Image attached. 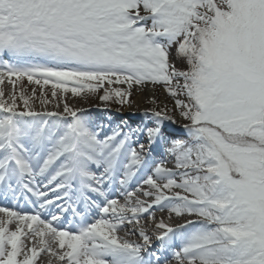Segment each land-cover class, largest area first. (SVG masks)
Masks as SVG:
<instances>
[{
    "label": "snow or ice",
    "instance_id": "obj_1",
    "mask_svg": "<svg viewBox=\"0 0 264 264\" xmlns=\"http://www.w3.org/2000/svg\"><path fill=\"white\" fill-rule=\"evenodd\" d=\"M5 56L0 84L5 77L42 80L80 95L105 82L126 83L128 91L100 97L107 101L114 94L120 103L133 85L163 84L190 122L184 125L190 139L172 140L166 149L182 170L176 172L150 158L153 145L169 143L163 125L175 118L166 108L152 111L151 127L117 129L99 139L67 104L71 120L32 111L22 93L23 111H17L15 94L11 103L0 99V188L14 196L31 193L44 209L54 202L37 186L40 178L47 181L43 188L63 191L57 200L78 193L86 208L102 213L86 223L74 205L60 206L50 220L0 208L7 216L0 221V264H36L44 251L66 264H161V255L148 252L145 231L139 232L142 244L117 232L126 222L139 224L162 202L177 217L200 218L175 228L156 225L165 229L157 240L182 242L172 255L176 264H264V0H0V58ZM171 59L185 62L187 70ZM68 81L79 87L69 89ZM138 134L146 135L147 149L130 143ZM140 171L152 173L141 180L147 189L127 191ZM117 181L123 203L109 198ZM69 208L81 220L76 232L58 226ZM13 219L20 223L10 230ZM24 226L39 238V248H22Z\"/></svg>",
    "mask_w": 264,
    "mask_h": 264
},
{
    "label": "bare ground",
    "instance_id": "obj_2",
    "mask_svg": "<svg viewBox=\"0 0 264 264\" xmlns=\"http://www.w3.org/2000/svg\"><path fill=\"white\" fill-rule=\"evenodd\" d=\"M5 83H8V78L5 77L4 82L0 84V91L3 92V97H0V99L6 100L8 103H11V99L9 97L8 91L5 89ZM155 90L154 87L151 85H147L141 88V94L138 96L136 102L139 105H145L147 104V100L149 97H152L154 99ZM31 98H33V101L30 103L28 102V107L35 112L39 113H48V112H54L63 115L68 120H71V117L68 116V114L64 111L62 108H58L56 103H53V106L49 105L47 102H41L43 105H45V110L40 109V102L35 98L34 95H31ZM67 100H65L66 102ZM154 101V100H153ZM168 101V96L165 93L162 98V103L165 105V103ZM30 103V104H29ZM66 104L69 106V108L76 110L78 115H81L86 121H88L89 127L92 131L97 133L99 139H104L107 136L112 135L114 130L120 129L123 132H128L130 129L135 128H145V126L151 127L154 125V122L151 121H145L143 118H133L129 120H122L117 117L109 118L107 116H103L101 114V111L98 112L96 110L92 109H83L78 103L74 102L70 104V102H66ZM147 106V105H146ZM52 107V109H50ZM22 109L25 110V105L23 102ZM175 118V123H172L170 121L165 120L163 125V132L165 137L167 138L168 142L167 144H157L153 145V151L150 154V158L154 162H160L161 160L164 161V166L166 167V163H175V158L171 154H169L166 149L169 145L170 147V140L172 139L171 136H178L181 134V132H178V127H180V119H179V113H176L175 115H171ZM183 141L187 142L189 141L190 137L188 133H183ZM133 147L136 146L137 143H143L145 144V147L147 149L148 147V140L146 135L138 134L134 135L132 137V140L130 141ZM146 157L149 156V154L145 153ZM171 160V161H169ZM92 170L97 172V174H100L102 170L96 169L94 166L92 167ZM176 172L182 171L181 169L173 170ZM152 174L150 171H140L137 173V176L133 177V179L129 182V185L127 187V191H134L138 186L142 189H147L146 185H142L141 180L142 178H146L147 175ZM176 179L179 181V177H176ZM47 181L38 178L37 186L40 190L47 192V198L52 200L54 203L52 205L46 206L44 209H41L39 207V201L37 200V197L33 196L31 193H25L24 196H21L19 193L14 194L11 192H6L3 188H0V208H9L7 206H14L11 208H18L21 210V213L23 215H34L36 213H40L41 216H43V219L50 220L52 214H60V206H69L74 205L77 210L84 214V222L86 223H93L96 219H99L102 213L99 212L98 209L95 207L92 208H86L85 204L78 199V193L73 194V192L69 193V196L71 198H64L57 200L56 196L59 194L60 196H63V191L53 192L51 189L54 187V185L49 186V188L45 189L43 188V184H45ZM114 186L117 188L115 190L112 189L109 193V198H115L118 199L120 203L124 202V197L121 195V189L118 185V182L114 184ZM173 192L181 191L180 189H173ZM88 196L91 197V199L95 200L97 203H102L103 197H98L96 193L88 192L86 193ZM25 196L27 198H25ZM141 200L146 201L147 203H151V198L149 197H139ZM135 199V197H134ZM165 204L163 208L159 206H155L152 209L149 210V213L142 214L140 216V223L136 224L135 222L132 224H128L127 222L124 224V226L118 230L117 235L122 239H127L130 241H133L135 243H143V240L141 236L139 235L140 230L145 231L150 237H151V247L148 249V252H156L158 255H161L162 258H164L163 264H174L176 263L175 260L172 259V255L174 251H178L180 247L182 246V242L179 238L173 237L171 240L167 241V243L161 242L156 239L157 233H161L163 231H160L162 229L157 228L156 225L159 224L161 221H163L165 224L169 226H176L178 223L184 224L188 220H198L199 217L196 216H187L184 215L182 217H177L174 213H170L168 207L166 206V202H162ZM154 217V219L152 218ZM7 219V216L4 212H0V221H5ZM18 219H13L12 223L8 225L10 230H15L17 225L19 224ZM81 223L80 217L75 216L71 209L65 213H63L60 221L58 222V226L62 230L72 231L76 232L78 231L79 225ZM54 224H57V222H54ZM25 227V234L21 237V245L22 248H30V247H37L39 248L38 237L33 236L31 233L28 232L26 226ZM35 227V225H34ZM191 226H189L190 230ZM165 231V230H164ZM171 236V234H169ZM45 239H49V237H45ZM52 247L55 248L57 251H63L58 248L56 243L52 244ZM147 256V253H145ZM36 264H66V261L61 262L57 259V257L53 256L51 253L44 251L41 252L40 255L37 257Z\"/></svg>",
    "mask_w": 264,
    "mask_h": 264
},
{
    "label": "rangeland",
    "instance_id": "obj_3",
    "mask_svg": "<svg viewBox=\"0 0 264 264\" xmlns=\"http://www.w3.org/2000/svg\"><path fill=\"white\" fill-rule=\"evenodd\" d=\"M174 52V48H173ZM0 59H7V57H3ZM171 63H174L176 67L180 70H187V64L183 61H178L176 59H171ZM12 81L5 83V89L8 91L9 97L11 99L12 95L15 94L16 97V105H17V111H23V99H21V93L23 94V97L28 100V102H32L33 98H31V95H34L35 98L40 102V109L45 110V105L41 102H47L49 105L53 106V103L57 104L58 108L64 109L66 102H70V104L76 102L78 103L83 109H92L96 110L97 112L100 110L101 114L103 116H108L109 118L117 117L119 119L129 120V119H135V118H143L145 121H155V117L152 115V111H161L163 109L168 110V115H175L176 113H179V119H180V128L183 131V133H187V130L184 128L185 124H189L190 122L183 119L180 115V110L176 108L175 105V98H173L165 89V86L163 84H155L152 83H146L141 86L133 85L131 88V95L127 97L126 103H120L118 102V98L113 94L112 98L110 100L104 101L101 100L100 97L105 94V91L111 92L113 89H120L122 91H128V85L126 83H112L108 84L107 82L104 83L102 87H100L96 92H89L86 89L80 93V95H74L71 91L65 93L63 89L60 88H53V83H49L47 85L43 84V81L41 80L40 84H35L29 82L26 78L23 80H17L15 77H12ZM95 83V82H93ZM182 83V81H181ZM147 85H151L154 87L155 94L154 99L152 97H149L147 100V104L145 105H139L136 100L138 96L141 94V88ZM66 86L70 89L72 87H79L75 84L73 81L66 82ZM53 91L56 92V95L53 96ZM167 94L168 101L163 105L162 98L164 94ZM179 99L187 102V97L184 95H181L178 97ZM65 100H67L65 102ZM154 100V103H153ZM52 101H54L52 103ZM12 102V101H11ZM29 103V104H30ZM32 104V103H31ZM147 105V106H146ZM21 109V110H20ZM52 109V107H50ZM111 114V115H108ZM165 229H162L160 231H164Z\"/></svg>",
    "mask_w": 264,
    "mask_h": 264
}]
</instances>
